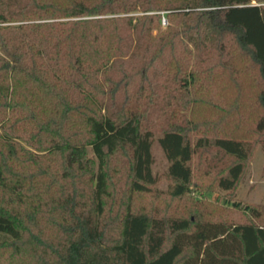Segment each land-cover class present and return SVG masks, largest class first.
I'll return each mask as SVG.
<instances>
[{
	"label": "trees",
	"instance_id": "1",
	"mask_svg": "<svg viewBox=\"0 0 264 264\" xmlns=\"http://www.w3.org/2000/svg\"><path fill=\"white\" fill-rule=\"evenodd\" d=\"M262 3L0 0V232L9 237L0 241V256L9 251L4 264H264V226L254 222L192 224L133 213L129 205L116 232L103 221L117 176L128 174V192H151L156 184L147 127L151 104L171 102L194 84L198 52L223 51L232 37L250 57L262 83L255 130L264 134ZM133 10L142 14L127 15ZM162 19L171 25L163 28ZM167 106L160 108L170 123L157 142L175 182L170 194L188 191L192 159L204 147L235 159L218 180L221 189L233 190L251 144L190 135ZM31 150L60 156L53 193L39 188L43 175ZM232 205L260 217L249 205ZM42 223L57 233L44 234Z\"/></svg>",
	"mask_w": 264,
	"mask_h": 264
},
{
	"label": "rangeland",
	"instance_id": "2",
	"mask_svg": "<svg viewBox=\"0 0 264 264\" xmlns=\"http://www.w3.org/2000/svg\"><path fill=\"white\" fill-rule=\"evenodd\" d=\"M140 14V10H133L127 15ZM186 22L188 25L192 24L189 19H186ZM168 24L171 25V21L165 20L163 23L162 19L163 28ZM228 40L223 51L212 49L209 56L198 52L195 62L198 74L193 85L183 89L184 91L181 90L180 94L172 95L174 98L171 102L157 100L151 104L153 109L148 116L147 127L153 133L152 172L157 179L156 184L151 187V192H128V174L124 172L116 177V184L110 188L106 200L107 207L103 219L112 233L116 232L120 215L127 205L133 213H144L150 218H183L192 224L203 220L227 224L248 221L264 226V134L255 130V123L263 111L258 102L262 83L258 69L250 57L239 49L234 38L229 37ZM169 104L171 105L167 106ZM166 106L170 113L177 114L172 117L175 123L180 129L190 132V135L210 139L215 136H230L251 144L252 150L245 162L244 172L233 190L221 189L218 180L226 174L227 167L235 162V159L219 156L214 147H204L192 159L193 176L188 191L180 197L170 194L175 182L167 173L169 162L157 142L163 133V127L170 123L161 111V108ZM31 151L37 157L36 163L41 166L35 170L42 171L43 175L36 181L39 188L45 194L53 193L56 191L54 186L59 185V181L54 180V177L62 163L60 156L47 151ZM70 181L68 180V183ZM83 185L87 194L89 184L83 180ZM234 201L240 202L242 206L249 205L257 209L260 217L254 218L242 207H234ZM27 207L26 199L23 208ZM43 215L40 214V217L46 222ZM53 216L56 217L55 213ZM42 225L44 234L57 233V228L51 223ZM28 236H25V241L30 239ZM8 239L6 234L0 232V241ZM168 245L169 240L166 243V246ZM8 253L9 251H2L0 264L5 263ZM189 254L190 251L187 250L184 256Z\"/></svg>",
	"mask_w": 264,
	"mask_h": 264
},
{
	"label": "built area",
	"instance_id": "3",
	"mask_svg": "<svg viewBox=\"0 0 264 264\" xmlns=\"http://www.w3.org/2000/svg\"><path fill=\"white\" fill-rule=\"evenodd\" d=\"M163 23H165V19H163Z\"/></svg>",
	"mask_w": 264,
	"mask_h": 264
}]
</instances>
